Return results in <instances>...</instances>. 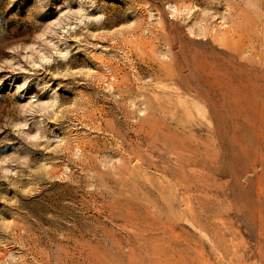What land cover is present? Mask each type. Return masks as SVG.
Here are the masks:
<instances>
[{
  "label": "rangeland",
  "instance_id": "rangeland-1",
  "mask_svg": "<svg viewBox=\"0 0 264 264\" xmlns=\"http://www.w3.org/2000/svg\"><path fill=\"white\" fill-rule=\"evenodd\" d=\"M0 264H264V0H0Z\"/></svg>",
  "mask_w": 264,
  "mask_h": 264
}]
</instances>
